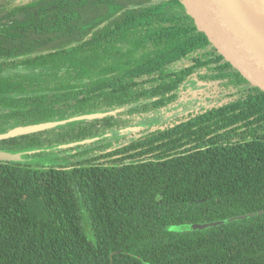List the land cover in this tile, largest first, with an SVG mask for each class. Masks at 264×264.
I'll return each instance as SVG.
<instances>
[{
	"label": "trees",
	"instance_id": "trees-1",
	"mask_svg": "<svg viewBox=\"0 0 264 264\" xmlns=\"http://www.w3.org/2000/svg\"><path fill=\"white\" fill-rule=\"evenodd\" d=\"M10 2L0 135L115 115L0 141V264H264V94L179 1Z\"/></svg>",
	"mask_w": 264,
	"mask_h": 264
},
{
	"label": "water",
	"instance_id": "water-1",
	"mask_svg": "<svg viewBox=\"0 0 264 264\" xmlns=\"http://www.w3.org/2000/svg\"><path fill=\"white\" fill-rule=\"evenodd\" d=\"M192 27L201 33L232 71L247 85L264 94V23L259 11L264 0H178ZM115 112L78 116L64 121L15 128L0 141L56 128L69 122L103 119ZM129 128L128 130H138ZM87 142H90L88 140ZM20 154L0 151V161H19Z\"/></svg>",
	"mask_w": 264,
	"mask_h": 264
},
{
	"label": "rangeland",
	"instance_id": "rangeland-1",
	"mask_svg": "<svg viewBox=\"0 0 264 264\" xmlns=\"http://www.w3.org/2000/svg\"><path fill=\"white\" fill-rule=\"evenodd\" d=\"M5 1L6 0H0V5L4 4ZM10 1H11L10 4H18V3L27 2L29 0H10ZM181 66L182 65H179V67H181ZM189 87H191L192 93H195V92L196 93H201V92H207L208 89L210 88V85L208 86V85L205 84V85H203L201 87H198L196 84L191 83V85ZM242 89H245V86H242ZM237 91H239L238 88H235L234 86H232V87H230V89L228 90L227 93H235ZM194 100L195 99H191L190 100V101H192V103H191L190 107L187 110H189V111L193 110L194 108H196L198 106L196 104L197 103L196 100H195V102H194ZM213 102L214 101H211V103H213ZM187 110H183V111H187ZM168 115H171V114H168ZM174 116H177V113H172L170 118H172ZM167 120H169V119H168V116L166 114H165V116L164 115H160V116H158L156 118H153V120H151V121L147 120L146 122H144V124L141 125V127L153 126V125H156L157 123H161L162 124V123H165Z\"/></svg>",
	"mask_w": 264,
	"mask_h": 264
},
{
	"label": "bare ground",
	"instance_id": "bare-ground-1",
	"mask_svg": "<svg viewBox=\"0 0 264 264\" xmlns=\"http://www.w3.org/2000/svg\"><path fill=\"white\" fill-rule=\"evenodd\" d=\"M259 16L264 19V11H259ZM255 20L264 27V23H262L261 21L257 20V18L255 17Z\"/></svg>",
	"mask_w": 264,
	"mask_h": 264
}]
</instances>
